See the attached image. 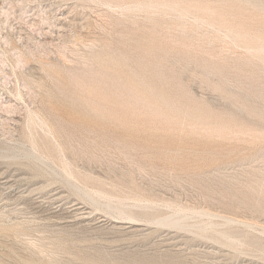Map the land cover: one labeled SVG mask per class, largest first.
I'll return each instance as SVG.
<instances>
[{
    "label": "rangeland",
    "instance_id": "rangeland-1",
    "mask_svg": "<svg viewBox=\"0 0 264 264\" xmlns=\"http://www.w3.org/2000/svg\"><path fill=\"white\" fill-rule=\"evenodd\" d=\"M0 264H264V0H0Z\"/></svg>",
    "mask_w": 264,
    "mask_h": 264
},
{
    "label": "bare ground",
    "instance_id": "bare-ground-1",
    "mask_svg": "<svg viewBox=\"0 0 264 264\" xmlns=\"http://www.w3.org/2000/svg\"><path fill=\"white\" fill-rule=\"evenodd\" d=\"M40 115V114H39ZM35 116V115H34ZM31 117V116H30ZM37 118H38V116H37ZM36 120V119H35ZM38 121V120H37ZM39 122V121H38ZM45 123V122H44ZM48 125V124H47ZM48 129V128H47ZM50 132V131H49ZM59 146V145H58ZM66 161V160H65ZM62 166V165H61ZM66 166V165H65ZM59 170V169H58ZM60 173H62L63 175H65V176H67L69 179H71V181L73 182V180H72V178H73V174L68 170V166H67V168L65 167V168H63V169H61V171H60ZM77 183V182H76ZM75 182L73 183V186L75 185L76 187H77V189L79 190V189H81V191H83V194L85 195H88L87 196V198L89 197L90 199H93L94 201H95V204H96V202H97V204L99 205V203H103L102 202V200H101V197L96 193V192H94V191H91L90 189H88V188H83L84 186H81V185H78V184H76ZM75 187V188H76ZM97 191V190H96ZM104 196V195H103ZM107 196V195H106ZM105 197V196H104ZM93 200H92V202H93ZM94 203V202H93ZM97 205V206H98ZM103 205H106V207H107V205H108V207H111L112 208V204H111V206L109 205V204H104L103 203ZM102 205V206H103ZM116 207H118V206H116ZM169 207V206H168ZM103 208V207H102ZM176 208V212H173V213H175L173 216H171L170 218H169V216H167L168 217V219H166V217L164 218V219H166L165 221H167V223L169 222V223H172V224H176V225H178V224H180L181 226H182V224H183V222L181 221L182 219H186L187 217L189 218V216H191L192 215V217L194 216V214H199V216H200V214L201 215H205V217H206V215L207 216H209V217H215V215L213 214V213H211V212H203V211H197V210H192V209H189V208H184V207H178V206H176L175 207ZM107 209V208H106ZM114 209H115V207H114ZM118 209V208H117ZM105 210V209H104ZM108 210H110V209H108ZM175 210V209H174ZM111 211V210H110ZM109 211V212H110ZM127 211V210H126ZM120 212V211H119ZM125 215V214H124ZM198 216V217H199ZM216 216H218V215H216ZM176 217H178L177 218V220L175 219ZM203 217V216H202ZM208 217V218H209ZM219 217V216H218ZM180 218V220H178ZM187 218V219H188ZM207 218V217H206ZM210 218V219H211ZM222 218H224V217H222ZM184 219V220H185ZM209 219V220H210ZM224 219H226V218H224ZM228 219V218H227ZM213 220V219H212ZM160 221L162 222L163 220L162 219H160ZM178 221V222H177ZM228 221V220H227ZM236 221V220H235ZM160 222V223H161ZM209 222V221H208ZM231 222V221H230ZM230 222H228V223H230ZM164 223V222H163ZM207 223V222H206ZM205 223V224H206ZM211 222H209V224H210ZM204 224V225H205ZM256 224V223H255ZM171 225V224H170ZM207 225V224H206ZM205 225V226H206ZM247 225H251V224H247ZM246 225V226H247ZM208 226V225H207ZM210 226H213V224H211V225H209V227ZM183 227H184V225H183ZM187 227V226H186ZM192 227V226H191ZM188 228V227H187ZM206 228H208V227H205V229ZM189 229H191L190 227H189Z\"/></svg>",
    "mask_w": 264,
    "mask_h": 264
}]
</instances>
